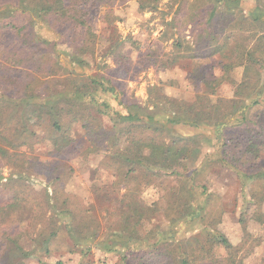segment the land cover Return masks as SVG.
I'll return each instance as SVG.
<instances>
[{
    "label": "trees",
    "instance_id": "1",
    "mask_svg": "<svg viewBox=\"0 0 264 264\" xmlns=\"http://www.w3.org/2000/svg\"><path fill=\"white\" fill-rule=\"evenodd\" d=\"M90 1L106 8L103 18L110 20L112 7L129 0H0V28H10L17 38L0 46V264H26L25 260L40 249L48 254L61 221L83 256L97 236L90 208L65 190L74 168L64 162L47 164L32 153V143L27 137L33 128L41 126L42 119L47 122L46 138L50 154L55 157L62 158V149L71 144L73 125L82 129L86 141L80 153L84 162L93 154L104 152L97 165L112 173L111 186L119 194L120 212L116 226L106 232L103 246L115 248L121 243L124 248L132 240L137 250L131 254L138 257L139 264H215L223 260L244 264L241 257L236 259L235 248L226 237L210 229L211 224L204 228L206 232L182 242H174L175 236L163 234L156 225L146 234L139 232V226L149 222L156 211L172 212L173 223L185 220L187 215L193 219L196 213L192 182L211 161L223 162L233 169L243 191L250 181L248 194L257 202L252 216L262 221L264 212L257 195L260 193L261 197L264 192V167L258 162L259 145L264 142L260 136L264 118L259 114L255 119L243 117L222 129H214L229 113L236 112L240 104L234 102L230 112H220L221 103H211L205 93L191 107L175 105L171 112L151 110L127 95L123 79L132 77L141 68L132 69L117 49L109 52L113 67L104 64L103 71L89 73L86 55L93 56L97 43L93 17L86 5ZM175 1L169 0V7ZM242 1L195 0L187 5L188 0H178L174 13L185 15L193 25L198 16L203 27L213 20L227 21L230 33L225 34V39L239 38V41L235 43V61L226 66L243 67L246 76L239 81L242 89L239 93L245 90L248 97L264 87V83L259 84V75L264 73V0H253L249 10L242 7ZM150 2L157 0H140L139 8L144 9ZM155 8L153 4L148 9ZM234 9L236 17L231 18ZM23 14L36 22L35 29L16 22ZM58 45H64L67 51L57 50ZM176 47L190 49L181 43ZM221 49L215 46L207 53ZM46 51L49 57L42 56ZM144 56L143 67L161 64L159 55L152 51ZM53 75L65 76L62 88L36 90L44 77ZM228 79L225 72L218 78L202 81L209 88L207 91L214 94ZM107 95L113 102L105 98ZM259 104L255 98L250 105ZM251 123L256 127L259 123L258 130L253 131L248 126ZM205 143L219 146L215 151L217 157L204 158L196 165ZM4 168L8 170L7 176L2 175ZM35 178L43 179L45 185L35 187ZM150 187L157 198L148 203L143 192ZM201 191L205 195L206 187L202 185ZM202 201L199 211L206 207L207 199ZM23 219L36 229L33 249L19 240L21 231L16 226ZM140 241L152 247L140 251ZM222 253L224 257H220ZM54 264L63 262L57 260Z\"/></svg>",
    "mask_w": 264,
    "mask_h": 264
},
{
    "label": "rangeland",
    "instance_id": "2",
    "mask_svg": "<svg viewBox=\"0 0 264 264\" xmlns=\"http://www.w3.org/2000/svg\"><path fill=\"white\" fill-rule=\"evenodd\" d=\"M177 1L169 7L171 4L169 0H157L144 5V9H141L139 8L140 0H129L122 5L112 7L110 20L103 18L106 8L92 1L87 2L86 5L90 8V14L93 17L92 27L97 34L93 56L86 55L90 63L89 73L103 71L104 64L113 67L114 63L109 52L117 49L125 55L132 69L141 68L132 77L123 79L127 95L134 97L140 104L151 110L171 112L170 110H175V105L181 108L191 107L199 102L198 96L205 93L211 103H221L218 107L220 112H230L234 102L240 104L236 112L229 113L223 123L215 125L214 129H222L225 125L237 122L243 117L255 119L259 114L264 118V87L257 88L254 93L246 97L245 90L239 93L242 90L239 89V81L246 76L243 74V67L237 65L229 69L226 66L235 61V43L239 41V38L238 41H234L233 38L225 39V34L230 33L227 21L218 20V23H215L216 21L213 20L203 27L197 16L193 25L191 21L185 19V15L174 13ZM194 1L188 0L187 5L193 4ZM153 4L156 8L148 9ZM241 5L245 10L252 9L253 0H243ZM235 10L231 18L236 17ZM15 20L18 24H26L27 28L35 29L37 26L36 22L26 14ZM211 29L214 33L210 31ZM260 34L261 32L257 33V35ZM5 38L9 40L5 42ZM15 39L17 38L11 34L10 28H0V46L3 47L5 43ZM177 43L188 46L190 49L180 50L176 47ZM215 46H221L222 49L216 53H207L209 52L207 50ZM62 49L67 51L64 45H58L57 50ZM150 51L156 56L159 55L158 59L161 60L159 66L143 67L144 55ZM42 56L49 57L50 54L46 51ZM225 72L229 79L222 82L214 94L207 91L209 88L203 84L202 78L215 79ZM259 78V84L264 83L263 72L260 73ZM65 83V76H46L42 83L36 85V90L54 91L62 88ZM105 98L113 102L109 95ZM255 98L259 99L260 104L253 107L250 104ZM110 104L114 107V103ZM42 120L41 126L33 128V133L27 137L28 142L32 143V153L47 164L64 162L74 168L70 179L65 183V190L75 194L86 208H90V213L96 220L97 236L89 244L87 254L83 256L73 245L63 228L65 224L61 221L56 237L50 244L51 251L47 254L41 249L37 250L25 260L26 264H54L57 260H61L63 264H96L101 260L111 264H139L138 257L131 254L137 250V245L132 244V240L124 244V248L121 243L115 248L102 245L107 237L106 232L116 226L120 212L119 194L111 186L112 173L97 165L104 152H97L84 162L80 153L86 146V141L83 138L82 129L78 125H73L70 131L71 144L62 149V158L55 157L50 154V145L46 138L47 122L45 119ZM103 124L108 126L105 121ZM262 124L264 125V122ZM253 125L251 123L248 126H252L253 131L258 130L259 123L258 127ZM233 132L238 133L239 130ZM260 136L264 139V131ZM232 139L235 142L237 140L235 137ZM218 147V145L203 144L196 165H199L204 158L214 160L217 157L215 151ZM259 147L261 152L258 162L264 167V142ZM2 175H8L6 168L2 169ZM33 181L37 188L39 185H45L43 179L35 178ZM249 182L248 180L246 191L245 189L243 191L241 182L233 169L223 162L211 161L209 167L200 172L192 182L195 187L193 210L196 213L193 219L191 215H187L185 220L179 219L173 223L171 222L172 212L168 214L156 211L149 222H143L139 226V232L146 234L149 228L156 225L163 234L175 236L174 242H182L201 232H206L204 228L211 224L210 229L225 236L235 248L236 259L241 257L244 264H255L262 259L264 261V218L259 221L252 216L257 202L251 200L252 197L248 194ZM202 185L207 190L205 195L201 194ZM47 189L51 192L49 186ZM263 194L260 197L258 193L257 196L258 200H261L260 204L264 212ZM143 196L148 203L157 198L155 190L151 187L143 192ZM204 198L207 199L206 207L199 211L198 206L203 204ZM241 219H244V222ZM16 227L21 231L20 242L26 248L33 249L36 229L24 219ZM142 242L144 241H140L141 244H139L140 251L145 252L148 247H152ZM145 254L148 256V253ZM224 256L223 253L220 255V257ZM215 264L231 263L223 260L216 261Z\"/></svg>",
    "mask_w": 264,
    "mask_h": 264
},
{
    "label": "built area",
    "instance_id": "3",
    "mask_svg": "<svg viewBox=\"0 0 264 264\" xmlns=\"http://www.w3.org/2000/svg\"><path fill=\"white\" fill-rule=\"evenodd\" d=\"M96 264H111V263L104 261V260H101V261L97 262Z\"/></svg>",
    "mask_w": 264,
    "mask_h": 264
}]
</instances>
